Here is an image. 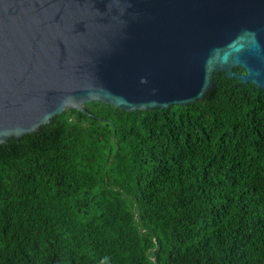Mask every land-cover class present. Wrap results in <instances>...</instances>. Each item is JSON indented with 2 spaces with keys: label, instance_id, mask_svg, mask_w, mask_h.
Wrapping results in <instances>:
<instances>
[{
  "label": "trees",
  "instance_id": "obj_1",
  "mask_svg": "<svg viewBox=\"0 0 264 264\" xmlns=\"http://www.w3.org/2000/svg\"><path fill=\"white\" fill-rule=\"evenodd\" d=\"M84 110L0 145V264H264V90Z\"/></svg>",
  "mask_w": 264,
  "mask_h": 264
},
{
  "label": "water",
  "instance_id": "obj_2",
  "mask_svg": "<svg viewBox=\"0 0 264 264\" xmlns=\"http://www.w3.org/2000/svg\"><path fill=\"white\" fill-rule=\"evenodd\" d=\"M214 73L264 90V0H0V145L91 102L193 104Z\"/></svg>",
  "mask_w": 264,
  "mask_h": 264
}]
</instances>
